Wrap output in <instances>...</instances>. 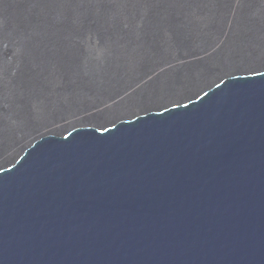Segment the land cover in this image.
Here are the masks:
<instances>
[{"label": "water", "instance_id": "95a60500", "mask_svg": "<svg viewBox=\"0 0 264 264\" xmlns=\"http://www.w3.org/2000/svg\"><path fill=\"white\" fill-rule=\"evenodd\" d=\"M0 264H264V73L0 172Z\"/></svg>", "mask_w": 264, "mask_h": 264}, {"label": "bare ground", "instance_id": "6f19581e", "mask_svg": "<svg viewBox=\"0 0 264 264\" xmlns=\"http://www.w3.org/2000/svg\"><path fill=\"white\" fill-rule=\"evenodd\" d=\"M264 73V0H0V172Z\"/></svg>", "mask_w": 264, "mask_h": 264}]
</instances>
